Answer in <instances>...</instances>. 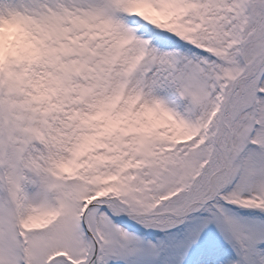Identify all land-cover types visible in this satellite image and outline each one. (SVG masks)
Segmentation results:
<instances>
[{"label":"snow or ice","instance_id":"obj_1","mask_svg":"<svg viewBox=\"0 0 264 264\" xmlns=\"http://www.w3.org/2000/svg\"><path fill=\"white\" fill-rule=\"evenodd\" d=\"M0 264H264V0H0Z\"/></svg>","mask_w":264,"mask_h":264}]
</instances>
